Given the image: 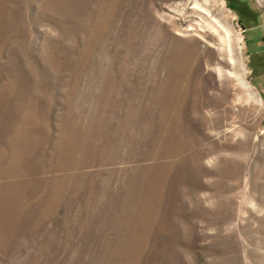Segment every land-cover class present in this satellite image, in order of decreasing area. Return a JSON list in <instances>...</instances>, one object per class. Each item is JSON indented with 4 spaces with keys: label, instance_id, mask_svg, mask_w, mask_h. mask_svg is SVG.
Listing matches in <instances>:
<instances>
[{
    "label": "rangeland",
    "instance_id": "rangeland-1",
    "mask_svg": "<svg viewBox=\"0 0 264 264\" xmlns=\"http://www.w3.org/2000/svg\"><path fill=\"white\" fill-rule=\"evenodd\" d=\"M237 1L0 0V264H264Z\"/></svg>",
    "mask_w": 264,
    "mask_h": 264
},
{
    "label": "crops",
    "instance_id": "crops-1",
    "mask_svg": "<svg viewBox=\"0 0 264 264\" xmlns=\"http://www.w3.org/2000/svg\"><path fill=\"white\" fill-rule=\"evenodd\" d=\"M254 32L256 33V39L253 42L254 49H255V55L257 56L256 58L261 59V61L258 62V67L262 66V61H264V28H261L259 25H255L253 27H250ZM248 29V28H247ZM247 32V30H246ZM246 40H247V34H246ZM247 51L249 56L252 57L251 53H249V45L247 43ZM264 65V64H263ZM257 67V68H258ZM262 74L260 75V77Z\"/></svg>",
    "mask_w": 264,
    "mask_h": 264
},
{
    "label": "bare ground",
    "instance_id": "bare-ground-1",
    "mask_svg": "<svg viewBox=\"0 0 264 264\" xmlns=\"http://www.w3.org/2000/svg\"><path fill=\"white\" fill-rule=\"evenodd\" d=\"M214 25V24H213ZM217 30H219V32H223V35L226 36V33L228 32V29L226 27H224V25H222V30L220 28H216ZM222 35V36H223ZM226 38V37H225ZM225 40V39H224ZM242 77V76H241ZM242 80V79H241ZM243 81V80H242ZM244 82V85L248 87L246 81H243Z\"/></svg>",
    "mask_w": 264,
    "mask_h": 264
},
{
    "label": "flooded vegetation",
    "instance_id": "flooded-vegetation-1",
    "mask_svg": "<svg viewBox=\"0 0 264 264\" xmlns=\"http://www.w3.org/2000/svg\"><path fill=\"white\" fill-rule=\"evenodd\" d=\"M228 1V0H227ZM231 2V4L235 5V6H239V2L237 0H229Z\"/></svg>",
    "mask_w": 264,
    "mask_h": 264
},
{
    "label": "built area",
    "instance_id": "built-area-1",
    "mask_svg": "<svg viewBox=\"0 0 264 264\" xmlns=\"http://www.w3.org/2000/svg\"><path fill=\"white\" fill-rule=\"evenodd\" d=\"M263 1H264V0H263ZM262 7H263V8H262V9H263V10H262V14H263V17H264V4H262ZM263 25H264V24H263Z\"/></svg>",
    "mask_w": 264,
    "mask_h": 264
},
{
    "label": "trees",
    "instance_id": "trees-1",
    "mask_svg": "<svg viewBox=\"0 0 264 264\" xmlns=\"http://www.w3.org/2000/svg\"><path fill=\"white\" fill-rule=\"evenodd\" d=\"M233 6H234L236 9L238 8V7H237V6H235V5H233ZM233 6H232V7H233ZM234 7H233V8H234Z\"/></svg>",
    "mask_w": 264,
    "mask_h": 264
}]
</instances>
